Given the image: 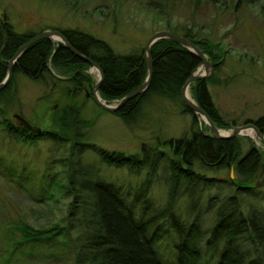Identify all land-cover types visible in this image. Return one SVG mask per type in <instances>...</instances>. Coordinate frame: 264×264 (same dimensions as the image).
<instances>
[{
    "label": "trees",
    "instance_id": "obj_1",
    "mask_svg": "<svg viewBox=\"0 0 264 264\" xmlns=\"http://www.w3.org/2000/svg\"><path fill=\"white\" fill-rule=\"evenodd\" d=\"M228 1L180 0L184 6L192 7L193 16L209 5L226 8ZM243 1L235 0L233 12ZM53 30L59 31L72 48L99 66L103 74L99 88L102 100H119L145 81L144 46L119 55L103 40L78 29ZM163 30L188 39L206 55L214 74L190 85L191 98L218 129L229 130L236 126L223 120L208 89V85L218 82L215 73L225 60L221 44L199 36L189 27L173 26L170 18L165 21ZM36 34L17 33L8 22L0 21V83L5 78L8 61ZM150 58L152 77L147 91L125 103L113 115L130 124L146 99L160 98L177 107L181 115L191 116L188 133L182 137L158 139L154 146L143 144L141 153L128 156L86 144L98 160L86 164L80 161L85 146L80 142L83 136L80 130L87 122L81 120V109L77 106L65 105L55 112L52 121L57 131L40 128L38 132L29 131L18 121L13 124L4 120L6 131L23 144L33 145L39 139L71 143V155L65 162L68 163L67 183L58 187L72 200L66 226L40 230L21 226L17 243L11 244L12 257L19 256L20 252L16 251L19 246L28 244L22 249L25 253L29 251L28 257L35 249H45L37 252L42 260L39 264H166L159 251L160 242L165 240L163 245L171 257L168 264H264V212L255 204L259 190L255 182L264 164V152L253 143L244 149L240 136L230 140L214 139L208 133V126L199 124L198 117L182 103L181 88L201 64L194 54L173 41L162 39L151 46ZM89 68L61 43L48 38L39 40L16 60L10 81L0 91V104L6 105L12 99L16 75L54 87L62 83L58 75L64 76L63 82L67 85L63 93L74 99L73 91L91 88L94 82L88 74ZM247 123L263 131L261 116L245 121ZM247 141L251 142L248 138ZM233 165L234 180L229 175L227 179L205 175L207 171H230ZM162 167L170 171V185L165 208L156 209V202L149 198L148 191L151 176L157 175L156 170ZM102 168L125 170L133 177L144 171L145 179L134 187L130 181L105 179ZM179 185H184L183 194L190 201L189 214L184 218L171 208L180 196L177 195ZM216 187L217 194L209 195L204 201V193ZM2 261L0 259V264L7 263Z\"/></svg>",
    "mask_w": 264,
    "mask_h": 264
},
{
    "label": "rangeland",
    "instance_id": "obj_2",
    "mask_svg": "<svg viewBox=\"0 0 264 264\" xmlns=\"http://www.w3.org/2000/svg\"><path fill=\"white\" fill-rule=\"evenodd\" d=\"M233 3L235 0H229L226 8L221 5L205 6L193 16L192 7L184 6L180 0H0V15L6 13L8 23L17 33L78 29L103 40L119 55L144 46L153 33L164 31L165 21L170 18L173 26L189 27L199 36L221 44L225 60L215 73L218 82L208 85V89L223 120L242 126L245 121L255 120L264 114V0H244L234 12ZM52 72L57 75L54 70ZM195 73L203 74L204 68L199 67ZM88 74L94 82L97 81L96 69L89 68ZM58 77L62 83L54 87L50 83L33 82L16 75L12 99L6 105L0 104V110L5 111V114L4 111L0 112L2 263H42L37 252L45 249H35L33 255L28 257L29 251L22 252L28 244L19 246L20 249H16L20 252L19 256L12 257L11 244L17 243L20 237L18 228H63L72 202L58 188L67 183L68 163L65 162L71 155L70 141L58 144L39 139L33 145L23 144L13 133L6 131L5 119L17 124L14 116L18 115L34 128L57 131L59 129L54 127L52 121L55 112L65 105L77 106L81 109V120L87 122V126L80 130L83 134L80 141L85 145L80 161L86 164L98 161L93 149L86 144L128 156L141 153L143 144L154 146L158 139L164 141L188 133L191 116L181 115L177 107L166 100L156 97L146 99L137 117L130 124H125L94 103L90 88L73 91L74 99L66 97L63 93L67 85L63 82L66 77ZM115 101L110 104H115ZM197 121L207 126L202 119L198 118ZM251 132V137L240 136L244 149L253 143L264 152V144L256 140L255 133ZM102 170L105 179L130 181L134 187L145 179L144 171L133 177L128 176L125 170ZM156 171L157 175L151 176L148 196L156 202V209H163L170 185V171L164 167ZM229 173V170L223 169L207 171L205 175L208 178L227 179ZM181 187L184 185H179V189ZM257 187L255 204L264 212L263 182ZM183 190L181 188L177 192L180 196L171 207L181 218L189 214L187 204L190 202ZM217 191L216 187L205 192L204 201L209 195H216ZM205 226H208V219ZM160 244L159 251L166 260L163 261L168 264L171 257L163 245L166 244L165 240Z\"/></svg>",
    "mask_w": 264,
    "mask_h": 264
},
{
    "label": "water",
    "instance_id": "obj_3",
    "mask_svg": "<svg viewBox=\"0 0 264 264\" xmlns=\"http://www.w3.org/2000/svg\"><path fill=\"white\" fill-rule=\"evenodd\" d=\"M2 18L4 19V13L2 15ZM52 39L54 41H57L61 43L73 56L76 58L82 60L86 64L90 66V68H94L98 72V79L96 82H93L91 86V92L90 95L94 101V103L101 109L109 112V113H115L117 112L125 103L128 101L144 94L150 84L151 77H152V63H151V58H150V48L153 44H155L157 41L162 40V39H167L170 41H173L177 44H179L181 47L187 49L190 51L192 54H194L201 62L200 67L202 66L204 68V73L199 75L197 73H193L188 80L184 83V85L181 88L180 91V99L182 103L186 106L187 109H189L195 116L198 118L202 119L204 123L208 126L209 132L211 136L214 139L218 140H230L238 136H250L246 134L248 131H253L255 133V138L262 144H264V128L263 131H259L252 123H247L242 126H236L233 127L227 132L223 133L221 132L220 129H218L215 124L209 119V117L204 113V111L195 103V101L191 98L188 97L189 94V88L190 85L195 82L196 80H207L209 79L213 74H214V67L212 66V63L208 60L206 55L191 41L188 39L173 34L169 31H158L153 33L145 42L144 47H143V53H144V60L147 68V77L145 81L133 92L130 94L124 96L123 98L115 101V104H110V102H106L101 99L99 95V88L103 80V74L99 66L89 59L88 57L80 54L77 52L74 48L70 46L66 38L57 30H44L40 32L39 34L33 36L30 38L28 42L23 44L18 50L15 52V54L12 56V58L8 61V66H7V74L6 77L2 80L0 83V91L5 88V86L8 84L11 76H12V69L13 66L16 62V60L19 58V56L23 53V51L32 45L33 43L42 40V39ZM15 119L20 123V125L29 130V131H35L38 132L40 129L39 128H34L32 127L24 118L21 116H14ZM263 125H264V114H263ZM251 137V136H250ZM234 167L235 165L231 166L230 170V178L234 179ZM264 180V164H262V170L261 174L258 178V180L255 182V185L258 186L261 184Z\"/></svg>",
    "mask_w": 264,
    "mask_h": 264
},
{
    "label": "bare ground",
    "instance_id": "obj_4",
    "mask_svg": "<svg viewBox=\"0 0 264 264\" xmlns=\"http://www.w3.org/2000/svg\"><path fill=\"white\" fill-rule=\"evenodd\" d=\"M3 13H4V16H5L4 19L2 18ZM0 21H6V22H8V18H7V16H6V13H5V12H2V14L0 15ZM38 34H39V33H38ZM36 35H37V34H36ZM34 36H35V35H34ZM29 40H30V39H29ZM29 40H28V41H29ZM28 41H27V42H28ZM25 43H26V42H25ZM25 43H24V44H25ZM22 45H23V44H22ZM22 45H21V46H22ZM21 46H20V47H21ZM30 46H31V45H30ZM20 47H19V48H20ZM7 66H8V64H7ZM12 73H13V69H12ZM6 74H7V71H6ZM5 77H6V75H5ZM11 77H12V76H11ZM21 77H23V78L29 80L28 78H26V77H24V76H21ZM10 79H11V78H10ZM9 81H10V80H9ZM29 81H30V80H29ZM188 97L191 99L190 94H188ZM247 134H249L250 136L253 135L251 131H248ZM80 142H81V145H82V144H83L82 141H80ZM87 145H90V144H87ZM230 170H231V168H230ZM234 174H235V171H234ZM259 176H260V175L258 174V177H259ZM229 177H230V173H229ZM258 177H257L256 181L258 180ZM230 179H231V178H230ZM231 180H234V179H231Z\"/></svg>",
    "mask_w": 264,
    "mask_h": 264
}]
</instances>
